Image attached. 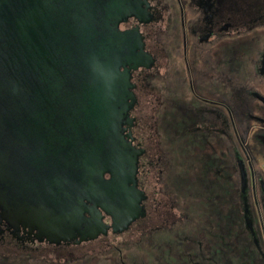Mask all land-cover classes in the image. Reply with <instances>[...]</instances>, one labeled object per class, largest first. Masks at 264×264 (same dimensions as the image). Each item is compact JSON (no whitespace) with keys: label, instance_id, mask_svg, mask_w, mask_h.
<instances>
[{"label":"flooded vegetation","instance_id":"1","mask_svg":"<svg viewBox=\"0 0 264 264\" xmlns=\"http://www.w3.org/2000/svg\"><path fill=\"white\" fill-rule=\"evenodd\" d=\"M92 3L97 59L128 84L101 136L113 172L75 194L62 237L37 223L20 174L21 200L0 204V264H264V0ZM58 132L82 160L92 132Z\"/></svg>","mask_w":264,"mask_h":264},{"label":"water","instance_id":"2","mask_svg":"<svg viewBox=\"0 0 264 264\" xmlns=\"http://www.w3.org/2000/svg\"><path fill=\"white\" fill-rule=\"evenodd\" d=\"M92 1L0 0V204L21 200L25 175L38 201L32 213L56 237L75 224V194H96L101 173L113 172L115 150L101 136L113 134L128 85L114 61L97 59ZM76 125L94 136L82 160L58 146V131Z\"/></svg>","mask_w":264,"mask_h":264}]
</instances>
